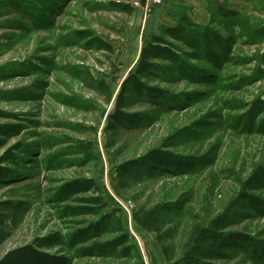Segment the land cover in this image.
<instances>
[{
  "label": "rangeland",
  "instance_id": "1",
  "mask_svg": "<svg viewBox=\"0 0 264 264\" xmlns=\"http://www.w3.org/2000/svg\"><path fill=\"white\" fill-rule=\"evenodd\" d=\"M132 5L115 10L111 2ZM236 7L240 16L207 24L225 38L189 26L171 40L179 62L162 61L161 72L144 82L164 90L162 100L128 90L125 111L137 114L135 127H110L123 80L140 57L146 17L131 0H23L16 9L0 0V124L21 126L5 135L0 157L16 144L11 175L0 181V213L10 249L38 238L60 236L47 248L71 264H171L182 257L196 223L206 224L232 205L229 230L254 239L230 249L220 264H264V177L252 189L244 184L264 166V0H211ZM150 14V13H149ZM190 14V13H189ZM165 24V23H164ZM92 31L112 50L87 46L79 31ZM174 154L178 163L146 160L150 151ZM135 162L131 171H121ZM92 180L70 190L68 183ZM254 195L249 203L242 193ZM94 198L99 203L92 202ZM168 205L167 211L160 208ZM161 210L158 227L137 223ZM112 214L107 222L105 216ZM99 224L100 234L79 242L74 234ZM122 232L130 236L116 252L97 243ZM88 250L89 253H82Z\"/></svg>",
  "mask_w": 264,
  "mask_h": 264
},
{
  "label": "trees",
  "instance_id": "2",
  "mask_svg": "<svg viewBox=\"0 0 264 264\" xmlns=\"http://www.w3.org/2000/svg\"><path fill=\"white\" fill-rule=\"evenodd\" d=\"M10 6L16 9L19 8L23 0H8ZM111 7L115 10L131 12L133 8L123 1H116L110 3ZM210 13L212 14L211 22L217 21V17L220 15L225 19H232L239 17L240 11L236 7L226 8L222 4L209 6ZM176 24L170 26L168 24L161 25V34H153L151 37L146 38L140 51V57L133 67L130 74L123 80L121 90L117 96V104L114 113L110 114V127L116 128L117 125H123L128 127H135L138 122L137 114H132L125 111L127 105V92L129 89L140 96H151L156 97L159 100L165 98L164 90H160L157 87H152L144 82L153 72H161L160 62L170 61L173 63L181 60V55L178 53L177 47L171 42V40H181L188 35L189 26H193L195 29L204 30L209 27L210 33L218 40H225L223 36L217 33L213 28L208 25H202L196 23L186 9H182L176 12ZM254 33L259 38H264V25L257 27ZM78 34L82 38L88 39L87 46L94 47L99 50H112V45L102 39L98 35H94L92 31H79ZM262 64H264V52L260 56ZM258 74L263 77L264 65L258 66ZM257 104L264 109V98L259 97ZM3 112L0 111V117L3 116ZM21 126L14 125L11 123L0 124V149L6 147L5 135L9 136L12 133L21 132ZM22 144H16L11 148L7 149L6 152L0 157V181L11 175L12 168L8 165H4L7 161H14L15 151L22 150ZM146 160H151L160 165L174 166L182 163L176 160L174 154H162L157 150L150 151L148 156H144ZM135 162L125 163L120 167L121 171H131ZM264 177V166H260L244 184V189H252L256 187L261 179ZM92 180L90 179H79L68 183L70 190L77 189L83 185L92 187ZM242 196L249 202H257L258 200L253 195L247 192H243ZM100 199L94 198L92 202L99 203ZM170 207L168 205L160 208L162 211H167ZM232 205L228 207L224 213L219 214L211 218L206 224L196 223L189 242L186 245L182 257L175 260L171 264H220L218 260L228 259L230 249L235 248L243 243H253L254 239L245 235L242 232L229 230L234 223L235 213L232 212ZM161 210L152 208L147 211L143 216L140 213H135L134 219L139 223L140 226L153 230L158 227L161 220ZM112 214H107L105 220L109 222L112 218ZM5 217L0 213V243L7 238V234L4 231ZM102 228L99 224L92 225L91 227L85 228L76 234L75 238L79 242H87L95 236H98ZM130 240V236L126 232H122L120 236L111 239L110 241L97 243L94 249L99 250L102 253L116 252V250L125 246ZM60 243V236L55 234L48 237L38 238L34 242L23 244L16 248L10 249L4 256L0 258V264H71V259L67 256L51 254L46 251L54 245ZM130 247H124L122 253L125 255L129 254ZM88 254L89 251L85 250L82 252Z\"/></svg>",
  "mask_w": 264,
  "mask_h": 264
},
{
  "label": "crops",
  "instance_id": "3",
  "mask_svg": "<svg viewBox=\"0 0 264 264\" xmlns=\"http://www.w3.org/2000/svg\"><path fill=\"white\" fill-rule=\"evenodd\" d=\"M134 5L139 7V10L144 13L142 9L143 0H131ZM211 0H165L159 7L153 9L150 14H146V26L145 30L149 29L150 32L159 26V24L165 23L170 26H175L177 11L186 9L190 13L192 19L196 22L207 24L210 22V2Z\"/></svg>",
  "mask_w": 264,
  "mask_h": 264
},
{
  "label": "built area",
  "instance_id": "4",
  "mask_svg": "<svg viewBox=\"0 0 264 264\" xmlns=\"http://www.w3.org/2000/svg\"><path fill=\"white\" fill-rule=\"evenodd\" d=\"M165 0H143L142 9L144 14H149L153 11L154 8L159 7L163 4Z\"/></svg>",
  "mask_w": 264,
  "mask_h": 264
}]
</instances>
